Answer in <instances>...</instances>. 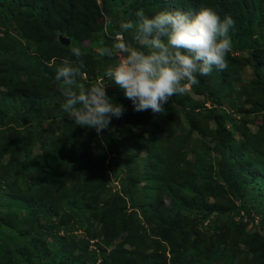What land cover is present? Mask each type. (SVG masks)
Masks as SVG:
<instances>
[{"label": "trees", "instance_id": "trees-1", "mask_svg": "<svg viewBox=\"0 0 264 264\" xmlns=\"http://www.w3.org/2000/svg\"><path fill=\"white\" fill-rule=\"evenodd\" d=\"M204 7L213 9L221 19L230 16L235 21L230 31L233 47L227 68H214L210 75L198 77V85L189 86L191 94L200 100L182 94L181 105L169 100L163 114L180 113L189 123L188 130L212 139L215 129L218 137L223 122L235 124L233 114L242 110L236 102L247 100L256 109L264 101V0H100V4L98 0H0V89H4L3 93L0 91V223L5 219L24 238L17 248L0 241V264H231L234 254L230 242L227 240L220 251L211 248L208 233L200 235V226L211 219L212 212L216 214L213 229H218L225 216L230 215V219L242 210L252 219L251 204L264 206V159L257 150L252 152L251 146L241 152L238 159L235 157L239 163L235 158L227 159L230 135L226 133L221 141L215 139L222 163L228 166L225 172L222 165L217 175L228 188L232 202L227 211L204 208L199 204L203 202L204 185L188 180L191 170L202 178L210 177L201 173L202 169L210 171V165L205 168L200 161L204 152L195 147L196 160L181 167L178 161L182 155L162 149L152 151L150 143L155 131L137 132L140 123L149 118L160 121L156 119L158 114L150 109L134 111L132 101L123 91L106 80L108 97L123 105L125 112L119 119L113 117L108 129L98 135L94 129L75 125L68 117L67 124L66 115L60 111L64 99L53 93L62 86L55 80L57 67L64 59L77 63L71 47H80V61L84 64L81 71L92 85L99 82L108 64L115 63L99 54L94 59L93 50L101 42L111 46L119 24L136 21L138 10L152 17L163 10L195 15ZM101 14L105 22L110 17L112 25L89 29L97 24ZM9 22L17 29L18 37L8 31ZM90 31L94 32V39ZM59 37L66 39L67 44H62ZM22 39L28 46L22 45ZM124 39L131 41V33L125 32ZM84 41L88 44L83 45ZM238 54L245 57H237ZM245 67H250L255 75L248 81L240 76ZM24 104L29 109L19 113L11 108L21 109ZM221 105L228 106L229 112ZM9 107L11 114L6 112ZM209 121L213 122L214 131ZM175 129L182 130L178 123H169L159 132L169 136ZM119 135L123 145L135 151L146 149L150 156L148 170L142 173L152 189L145 187V200L139 205L130 203L135 210L126 221L122 217L126 204L111 201L118 191L109 190L110 198H97L98 191L106 185L98 163H103L105 149H113L112 141ZM92 137L96 138L93 143ZM33 148L38 155H31ZM89 154H94L92 160ZM5 157L8 158L3 163ZM127 166L118 169L115 164L119 172ZM27 176L29 180L25 182ZM179 181H185L189 195ZM163 194L169 201L166 207L160 200ZM185 197L194 204L185 206ZM244 198L246 201L242 202ZM93 200L101 201V207L92 206ZM18 208L24 210L20 219L13 215ZM92 215L96 221L91 219ZM260 217L257 224L264 230V210ZM59 226L66 232L85 230L78 253L74 254V243L61 245L60 251L48 249L44 235ZM114 240L117 241L111 245ZM256 263L260 264L259 260Z\"/></svg>", "mask_w": 264, "mask_h": 264}, {"label": "rangeland", "instance_id": "rangeland-1", "mask_svg": "<svg viewBox=\"0 0 264 264\" xmlns=\"http://www.w3.org/2000/svg\"><path fill=\"white\" fill-rule=\"evenodd\" d=\"M98 3L100 4V0H98ZM96 23L97 24H93L92 26H90L89 29H95L99 25H105V17H102L101 14ZM8 27V31L13 35H17L18 37V31H16L17 29H15L12 22H9ZM90 33V36L92 37V39H94V32L90 31ZM106 36L111 39V36L109 34H106ZM114 40L115 38L111 40V45L114 43ZM87 44L88 41L83 42V45ZM22 45L28 46V43L25 39H22ZM93 53V57L94 59H96V54H98L96 49L93 50ZM237 57H245V54H238ZM240 76L242 79L247 81L252 77H255L250 67H245L244 69H242L240 72ZM80 79L86 85H91V82L87 80V75L83 74ZM61 87L62 86L58 87V89L53 91V93L54 95L60 96L65 100V97L63 96L61 91ZM0 91L3 93L4 89L1 88ZM182 94H189L193 99L200 100L199 97L191 94L189 86L185 88ZM182 94L174 95L172 98H170L171 102L175 103L176 105H181L179 103V99ZM235 105L242 109L239 113L233 114L232 119H234L235 124L233 125L229 121L223 122L222 127L219 129L218 137H216L217 132L216 129L214 131L213 122L209 121V127L214 131L212 139L207 137L205 138L199 135L194 130H188V121L185 120L180 113L176 112L172 114L169 112L162 115L158 114L159 117L157 116L156 119L158 118L160 121L156 123L149 118L145 122H141V126H138L137 129V132L143 131L142 129H149L150 133L151 131H155L154 139L152 140L153 144L150 143V147L153 149L152 151L156 153L159 149H162L163 151H169L170 153L179 154V156L182 155V158L180 159V161H178L181 167L187 166L188 163L191 164L192 161L196 160V154L194 152L195 147H199L202 152H204V154H202L200 157V161L205 168L209 164L210 171L207 172L206 170L202 169L201 173L206 172L205 175L210 174V177L203 176L202 178L193 170L189 172L188 177V180L191 181V183L196 185H200L201 183L204 185V191L203 189L201 190L202 194L204 195L203 202L199 203L204 208L216 207L220 211H227V209L231 206L230 203L232 202L230 193L228 192V188L225 187L223 181L217 175L218 170L221 169L222 165L224 164L222 163L221 156L218 153L215 139L221 141L222 137L223 139L226 138V133L230 135L229 149L231 151L229 150L230 156L227 155V159L231 157H236L238 159L239 154L241 152L247 151L251 146L252 152L254 151V149L257 150L264 159V101L256 105V109H253V105L247 100H241L239 103L236 102ZM204 106L207 107L208 104H204ZM221 107L224 109V111L229 112L228 106L221 105ZM11 108L16 113H19L20 111L29 109V105L24 104L21 109L17 107ZM214 108L216 109L217 107L214 106ZM6 112L11 114L10 107L8 108V110H6ZM66 120L68 124L69 120L67 116ZM64 123L66 124V121L63 119V124ZM169 123H178L182 130L179 132L177 129H175V131L170 133L169 136L165 133H160L159 130H163ZM233 126H235L234 129H232ZM134 132H136V130ZM145 135L146 133L144 132V136ZM95 139V137H92L90 142H95ZM118 143L120 144V146H117ZM123 143L124 142L123 138H121V135H119L117 138H114L112 141L113 149L111 147L106 148V157L104 158L103 163H98L99 169L106 177V185L105 187L102 186L103 189L98 191L97 198H110L107 194L109 190L111 192L118 191V195L116 196V198H113V200L111 201H123L124 204H126V210L122 213V217L124 221H126L129 215L135 210L133 207L131 208L130 203H132L133 205H139L140 203H142V201L145 200L143 197V190L145 189V187L150 189L152 188L149 186L148 178L145 177L142 173L148 170V161L150 157L149 152L146 149L135 151L130 146L123 145ZM249 143H253V145H250ZM32 151L33 152L31 155L34 156L38 155L39 153H37V150L35 148H33ZM205 151L207 153H205ZM252 152L250 151V154ZM89 157L90 160H92L94 158V154H89ZM7 158L8 157L4 158L3 163L7 161ZM237 161L241 163L240 160ZM199 162L196 164V167ZM91 163L95 165V162ZM115 164L119 165L118 169H121L124 164L128 166L123 171L119 172L115 168ZM224 169L226 172L228 170V166L224 165ZM28 180L29 178L27 176L25 182H28ZM178 184L180 186H184H182V190L185 191L187 195L190 194V191L185 188V181H179ZM221 187H224V190L220 189ZM208 190L210 192L206 194ZM185 198L187 199L188 197ZM186 199L183 201L185 206H189L190 203H193L191 200ZM244 199L245 200H243L242 202L246 201V198ZM160 200L163 207L168 206L169 201L166 194H163ZM100 202L101 201L95 202V200H93L92 206L95 204L96 207L100 208L102 205ZM253 204H251L250 206V215L252 216V219L247 217L244 212L240 210L238 214L232 216L230 219V215L222 218V220L220 221V227L218 229H213L215 227L213 226V216L216 214L215 212H212L210 214L211 219L208 222L204 221L200 226V235L208 233V239H210L211 242L208 243V245H211V248H217L220 251L227 244V240L230 242L228 244L231 248L232 254H234L231 264H257L256 262L258 260L260 264H264V230L257 224L259 222V219L261 218L260 212L264 210V206L261 207L256 202H253ZM22 214H24V210L18 208L14 211L13 215L17 219H20V216ZM91 219L93 221L97 220L94 215H92ZM210 221H212L211 229H209L211 223ZM56 223L57 221L55 220L53 225L56 226ZM12 227L13 225L8 223L5 219L1 220L0 237L2 240L0 241H4L11 248H17L24 243V238H20ZM198 233H196V235H193V237L196 238V236H198ZM85 235V230L82 228L76 231L66 232L63 227L59 226V228L55 229L53 232H46L44 235V240L50 251H60L61 245H70L74 243L76 248L74 250V254H76L80 249L81 240L84 239ZM204 238L206 239V237ZM100 239L103 243L102 236H100ZM116 241L117 240L112 241L111 245H113ZM206 251L208 250L205 248L203 252L204 258H206V256L208 255ZM228 251H230L229 248ZM210 264H214V262L211 261Z\"/></svg>", "mask_w": 264, "mask_h": 264}, {"label": "clouds", "instance_id": "clouds-1", "mask_svg": "<svg viewBox=\"0 0 264 264\" xmlns=\"http://www.w3.org/2000/svg\"><path fill=\"white\" fill-rule=\"evenodd\" d=\"M136 21L119 24L111 46L101 42L96 51L100 57L114 60L104 70L99 82L86 85L80 78L84 64L80 47L70 51L77 63L64 59L57 67L55 80L61 82L65 97L60 105L75 125L94 129L99 135L108 129L113 117L125 112L106 93V80L111 81L132 101L134 111L151 110L163 114L164 105L187 86L199 84V76H208L213 69L227 68L233 43L230 31L235 21L223 19L211 8H201L195 15L181 10H163L147 17L138 10ZM113 23L106 18L105 27ZM131 33V41L124 33Z\"/></svg>", "mask_w": 264, "mask_h": 264}, {"label": "water", "instance_id": "water-1", "mask_svg": "<svg viewBox=\"0 0 264 264\" xmlns=\"http://www.w3.org/2000/svg\"><path fill=\"white\" fill-rule=\"evenodd\" d=\"M59 41H60L62 44H67V42H68L66 39L61 38V37H59Z\"/></svg>", "mask_w": 264, "mask_h": 264}]
</instances>
